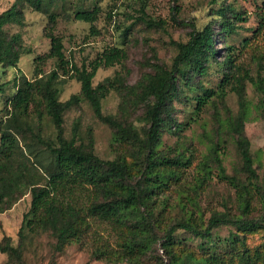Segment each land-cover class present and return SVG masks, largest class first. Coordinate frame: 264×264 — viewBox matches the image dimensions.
Here are the masks:
<instances>
[{
    "label": "rangeland",
    "instance_id": "rangeland-1",
    "mask_svg": "<svg viewBox=\"0 0 264 264\" xmlns=\"http://www.w3.org/2000/svg\"><path fill=\"white\" fill-rule=\"evenodd\" d=\"M14 5L22 12L24 23L5 27L9 36L21 35L18 66H0V126H8L14 141L13 155L3 160L0 168V191L3 179L14 182L4 203L0 202V244L10 245L16 254L0 251V264H170L164 248L168 230L179 222L205 229L217 213L259 226L243 230L227 224L204 239L177 230L170 248L174 255H190L202 264H244L239 256L245 252L257 258L252 264H264V90L259 83L264 79V0H47L41 11L26 1L0 0V15ZM96 7L99 15L95 23L75 20L76 13ZM50 15L56 16L54 35L62 41L64 65L49 56ZM207 26L213 29L218 55L208 64L206 74L180 80L169 117L164 114L166 122L154 159L157 166L147 173L151 163L148 151L137 141L119 138L116 128L95 115L81 95V83L73 78L72 65L89 66L114 48L125 52L114 66L98 70L93 86L106 85L108 79L113 83L102 100L103 115L114 117L124 128H134L144 142L147 105L138 102L134 87L154 73L155 65L170 67L179 44L187 43L193 31ZM228 58L242 64L249 75L244 80V107L231 85L226 86L224 96L214 97L198 112L195 98L203 94L202 89L219 90L226 74L240 75L238 67L229 71L230 66L224 63ZM53 72L59 75L55 84L61 102L80 96L63 115V137L74 138L77 146L104 162L122 158L127 162L129 176L123 186H135L141 179L148 186L150 196L139 213L147 217L150 228L134 230L132 222L91 216L89 207L102 197L90 185L74 186L70 192L72 200L84 207L79 238L60 249L50 232L26 228L32 188L49 183L47 170L54 161L49 146L57 145L58 133L42 96H35L26 116L14 111L13 99L25 79L46 80ZM140 90L138 86L135 89ZM241 109L259 188L253 192L255 199L248 214L243 212L239 188L231 181L242 185L247 180L238 136L232 129ZM216 155L228 180L220 176ZM177 159L190 163L186 167L165 165Z\"/></svg>",
    "mask_w": 264,
    "mask_h": 264
},
{
    "label": "trees",
    "instance_id": "trees-1",
    "mask_svg": "<svg viewBox=\"0 0 264 264\" xmlns=\"http://www.w3.org/2000/svg\"><path fill=\"white\" fill-rule=\"evenodd\" d=\"M22 1L28 2L36 11H41L43 4L47 0ZM98 15L99 8L96 7L92 11L78 12L74 18L82 22L95 23L98 20ZM236 17L242 20L241 16L236 15ZM49 20L48 37L51 39L49 56L58 58L64 65L66 62L63 59V44L61 39L54 35L56 16L50 15ZM23 23L24 16L16 5L0 15V66L15 68L18 66L21 56V50L18 46L22 38L19 33L9 36L5 32V27L14 24L21 26ZM223 26L226 28L230 27L229 24H224ZM217 55L218 50L215 48L213 29L207 26L202 31L195 30L191 33L187 43L179 44L178 53L174 57L170 67L163 64L155 65L154 73L147 74L137 85L141 89L140 93L135 91L137 86L134 87L133 92L136 93L138 102L147 105L145 120L148 128L144 142L139 137V134L135 133L134 128H124L114 117L103 115L102 100L108 89L114 87L113 83L108 79V84L106 85L99 84L97 87L93 86V80L100 68L114 66L115 62L120 61L125 56V52L122 49H111L89 66L83 65L80 68L76 64H73V78L81 83V95L90 103L95 115L100 120L116 128L119 138L124 139L127 137V140L131 143L137 141L141 144L140 148L148 151L147 159L151 163L147 166V173H152L154 166H157L154 162L155 155H157L156 147L160 142L161 132L166 122L164 114H167L169 117V105L177 98L180 80L189 79L191 74L199 76L206 74L208 64L212 59H216ZM224 63L230 66V72L238 67L237 71L240 72V75L234 76L233 73L226 74L224 76L225 80L218 87L219 90L202 89L203 94L195 98L197 101L196 110L198 112H201L207 102L214 97L224 96L226 86L231 85L237 91L241 107H244V80L249 75L237 60L228 58ZM58 78L59 75L53 72L46 80L41 79L40 81L30 82L25 79L23 86L19 88L18 93L13 99L14 111L19 116H26L35 96H42L47 113L58 133L57 145L49 146V150L54 158L52 167L47 170L50 179L49 183L47 186L32 188L31 210L25 219L26 228L34 232L39 230L50 232L57 240L60 249L73 239L79 238L83 230L81 223L83 222L82 214L84 207L78 201L72 200L74 195L70 194L74 190V186L76 187L77 185H90L102 197L101 202H96L89 207V214L91 216L105 219L114 218L119 222H132L133 225L131 224L130 227L134 230L139 229L142 231L150 228L151 226L147 217L139 213V207L145 204L146 198L150 196L148 186L142 179L135 186H123V181L129 176L127 162L123 158L104 162L96 157L92 151H87L81 145L77 146L74 138L69 141L63 137V115L70 107L79 102L80 96L75 95L68 101L61 102L59 100L60 89L55 84ZM259 83L262 85L261 89L263 91L264 79H259ZM244 116V110L241 109L239 115L232 121V129L238 136L237 146L243 159V170L247 175V180L242 185L235 179H231V181L235 187L239 188L244 204L243 212L248 214L253 207L255 199L253 192L259 191V188L256 183L258 175L254 168L250 141L244 135ZM9 132L8 126L2 123L0 126L2 143L0 149V168L3 167V160L5 158L10 159L13 155L14 141ZM215 158L220 176L228 180L220 158L217 155ZM189 163V161L183 162L181 159H177L175 161L169 160L165 162V165L186 167ZM23 178H25L24 171ZM144 178H146V175H144ZM13 184V181H7L6 179L1 181V204L4 203V197L11 191V185ZM66 188L69 189V193H66L67 197H65ZM227 224L239 226L243 230L251 229L258 225L248 220L230 218L227 213H217L212 216L205 229L189 223L179 222L172 226L166 234L167 244L164 245V248L169 255L170 264H202L190 255L180 257L174 255L173 251H171L170 248L174 244V234L177 230H184L204 239L211 237L215 229ZM22 235L23 230L20 231V236ZM0 251L16 254L15 249L10 247V245L3 246L0 244ZM239 257L240 261L244 264H252L257 259L246 255L245 252Z\"/></svg>",
    "mask_w": 264,
    "mask_h": 264
}]
</instances>
